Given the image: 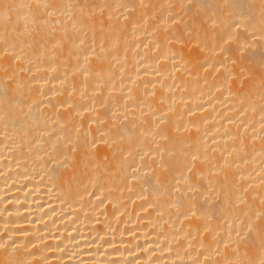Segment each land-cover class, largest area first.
<instances>
[{"label": "bare ground", "instance_id": "6f19581e", "mask_svg": "<svg viewBox=\"0 0 264 264\" xmlns=\"http://www.w3.org/2000/svg\"><path fill=\"white\" fill-rule=\"evenodd\" d=\"M0 264H264V0H0Z\"/></svg>", "mask_w": 264, "mask_h": 264}]
</instances>
